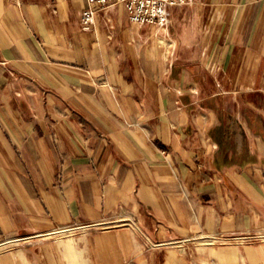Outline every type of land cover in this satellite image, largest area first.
<instances>
[{
    "label": "crops",
    "instance_id": "obj_1",
    "mask_svg": "<svg viewBox=\"0 0 264 264\" xmlns=\"http://www.w3.org/2000/svg\"><path fill=\"white\" fill-rule=\"evenodd\" d=\"M87 5L0 0V264H264V0Z\"/></svg>",
    "mask_w": 264,
    "mask_h": 264
},
{
    "label": "built area",
    "instance_id": "obj_2",
    "mask_svg": "<svg viewBox=\"0 0 264 264\" xmlns=\"http://www.w3.org/2000/svg\"><path fill=\"white\" fill-rule=\"evenodd\" d=\"M88 5L83 10L81 22L84 28L89 29L93 22L95 13L114 2L123 3L130 13L133 22L136 23H159L167 25L169 21V8L173 5L186 3L190 0H87ZM38 236V235H37ZM37 236L27 237L31 240Z\"/></svg>",
    "mask_w": 264,
    "mask_h": 264
}]
</instances>
